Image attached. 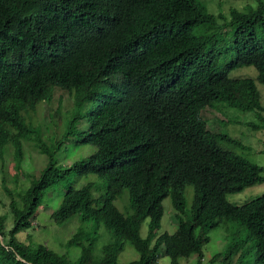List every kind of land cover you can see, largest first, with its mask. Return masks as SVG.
Listing matches in <instances>:
<instances>
[{
  "label": "trees",
  "instance_id": "trees-1",
  "mask_svg": "<svg viewBox=\"0 0 264 264\" xmlns=\"http://www.w3.org/2000/svg\"><path fill=\"white\" fill-rule=\"evenodd\" d=\"M256 1L246 10L231 8L234 58L220 66L215 45L227 28L224 15L199 0H0V158L12 146L20 164L25 141L49 158L27 189L5 187L14 225L8 230L6 214L0 217V264H156L161 247L171 264L193 255L204 264L209 232L224 219L240 222L247 235L230 236L210 264H247L252 256L264 264V195L242 205L227 199L263 183L264 166L222 147V140H236L210 130L201 116L205 107L226 103L255 112L254 127L264 128L257 86L264 85V43L258 39L264 0ZM245 66L256 68V79L231 76ZM56 88L74 96V106L65 113L63 131L44 138L28 115L50 102ZM85 117L89 124L81 129ZM71 138L94 151L61 167L58 151ZM72 174H94L100 183H71L52 217L62 223L79 215L104 225L112 237L101 256L97 235L82 228L67 242L81 247L76 260L17 237L33 225L47 189ZM103 180L102 193L94 195ZM188 184L194 198L185 217ZM125 190L126 213L115 203ZM169 196L178 227L160 233ZM125 243L138 259L119 261Z\"/></svg>",
  "mask_w": 264,
  "mask_h": 264
},
{
  "label": "rangeland",
  "instance_id": "rangeland-1",
  "mask_svg": "<svg viewBox=\"0 0 264 264\" xmlns=\"http://www.w3.org/2000/svg\"><path fill=\"white\" fill-rule=\"evenodd\" d=\"M207 6L211 13L224 15L221 20L227 25L224 30L223 38L215 45L216 54L219 58L220 66H224L229 60L234 58L233 36L230 29L231 8L246 10L248 6H256V0H199ZM205 29V28H204ZM226 31V32H225ZM258 39L264 43V26L258 28ZM212 46V45H211ZM231 76H251L256 79L257 70L253 66H245L231 72ZM257 86L261 93V101L264 104V85L257 81ZM56 88L54 90L53 99L50 102H43L36 112H31L28 117L34 122L32 123L44 138L61 133L64 128L65 113L70 112L74 104V96H69L66 91ZM63 101L61 102V98ZM96 102L89 101V105ZM218 104V108H217ZM214 106H207L201 111V116L207 121L208 128L216 133H222L236 140L233 144L230 140H222L221 145L226 149H231L245 157H248L253 162L264 166V128H255L254 123H259V119L255 112L242 111L239 108L231 107L226 103H217ZM27 119L29 122L30 120ZM87 118H83L79 123V128L86 129L88 127ZM60 135V134H59ZM49 143L52 140L46 139ZM242 144V145H241ZM81 143H78L76 138H71L58 151L57 157L59 166L68 167L76 160L84 158L90 154V151ZM91 148V149H92ZM24 156L19 164V160L15 158V150L12 146L8 148L3 158H0V217L6 214L7 229H11L14 225V215L10 212L11 197L5 191V187L11 189L14 193L27 189L31 182L38 178L47 166L49 158L47 154L42 153L31 141L24 142ZM264 174V173H263ZM100 178L94 174L88 175H69L64 177L59 182L49 187L46 191L44 202L39 208V214L34 220L31 228L17 233L19 240L29 244H45L49 248L60 254H65L69 259L76 260L81 254L79 245H68V240L72 235L81 228L86 230L90 236L97 235L95 252L97 256H101L103 246L111 239L112 233L104 226H98L95 221H83L79 215L73 216L62 223H57L53 217V211L58 207L63 192L66 188L74 183L77 187H82L91 180L100 183L97 179ZM98 185V189H94V195L98 196L102 193L105 186ZM6 185V186H5ZM186 209L185 217L191 216V206L194 198V187L190 184L185 187ZM264 195V182L256 183L244 188L242 191L227 194V199L236 205H242L245 202ZM60 196V197H59ZM118 208L124 213L128 212L130 203L129 193L127 190L123 192L115 200ZM164 215L162 218V226L160 233H173L177 230L178 220L176 217L177 211L173 205L171 197H166L163 201ZM149 218H147L141 227V235L146 237L149 230ZM210 241L204 246L205 255L204 264H210V259L217 252L222 251L230 241V236L243 238L247 235V230L237 220L221 221V224L211 229L209 232ZM233 237V236H232ZM254 254V253H252ZM139 258L138 251L130 244L125 243L124 248L119 254V261L128 263ZM197 256L193 255L188 259H183L184 264H196ZM156 264H171V258L164 254V248H160V255ZM218 264V263H217ZM247 264L254 263V257H248ZM260 264V263H258Z\"/></svg>",
  "mask_w": 264,
  "mask_h": 264
}]
</instances>
